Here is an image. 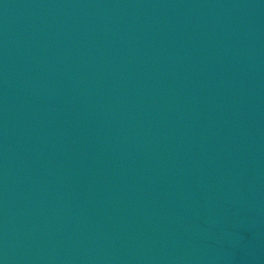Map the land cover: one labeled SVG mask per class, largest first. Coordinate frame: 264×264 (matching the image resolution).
I'll use <instances>...</instances> for the list:
<instances>
[{
    "label": "water",
    "instance_id": "water-1",
    "mask_svg": "<svg viewBox=\"0 0 264 264\" xmlns=\"http://www.w3.org/2000/svg\"><path fill=\"white\" fill-rule=\"evenodd\" d=\"M0 264H264V0H0Z\"/></svg>",
    "mask_w": 264,
    "mask_h": 264
}]
</instances>
